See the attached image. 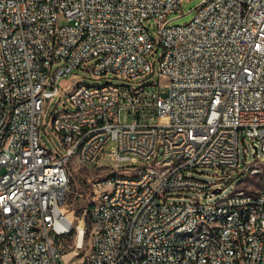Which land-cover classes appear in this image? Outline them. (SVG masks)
<instances>
[{
  "label": "built area",
  "instance_id": "obj_1",
  "mask_svg": "<svg viewBox=\"0 0 264 264\" xmlns=\"http://www.w3.org/2000/svg\"><path fill=\"white\" fill-rule=\"evenodd\" d=\"M184 1L0 0V264H264V182L260 197L240 185L264 181V0H203L171 24ZM158 46L166 90L138 80L154 75ZM76 68L109 81L63 87ZM64 94L71 107L51 122L63 153L41 129L47 100ZM112 141L113 160L140 164L99 166ZM72 161L100 171L84 234L66 208ZM206 167L234 190L213 200L219 182L191 174ZM245 199H256L249 214ZM199 222L208 230L178 240Z\"/></svg>",
  "mask_w": 264,
  "mask_h": 264
},
{
  "label": "rangeland",
  "instance_id": "obj_2",
  "mask_svg": "<svg viewBox=\"0 0 264 264\" xmlns=\"http://www.w3.org/2000/svg\"><path fill=\"white\" fill-rule=\"evenodd\" d=\"M203 0H185L182 4L181 10L174 12L169 15V18L172 19L171 24H186L193 20L195 13H196V7L199 5V3ZM148 24L150 25V30L152 36L155 38L157 37L158 33V24L154 19H151ZM163 47L158 46V49L153 50L150 55V60H156L155 63V73L154 75H150L147 78L144 79H138L140 83H152V82H158L160 80V84L163 85L162 90H166L164 85L167 83L165 80L159 78V68H160V62L159 59L162 55ZM63 63L60 61L57 64L54 65V68L61 66ZM112 76V75H110ZM109 80L107 78H96L91 73L85 71L83 68L79 69H73L68 76L67 82L63 85L70 84L72 82L78 83V82H84L87 84H104L108 82ZM111 81L122 83L124 82L122 79L119 78H112ZM163 95H165L163 93ZM62 101V102H60ZM71 107V102L69 100V96L67 94H64L62 96L56 95L52 99H48L45 107L44 112V124L41 129V134L43 137V141L50 150H57L59 152H65L66 149L63 145V140L61 138V135L57 133L53 127H52V112L55 110L56 107H59L60 109H66L67 107ZM114 146V142H110L106 146V155L103 156L100 159L99 166L101 167H127V166H135L139 165L140 163H134L130 161H115L111 158L110 154L108 153L112 147ZM248 148V159L253 160L255 158L256 150L253 145V143L250 140H246L244 143L241 142V157L244 158V148ZM259 156L261 158L264 157V153L260 151ZM203 170V173H200L198 170L192 171L191 174H193L195 177L209 181V182H219V184L215 185L214 187H220L222 188V191L217 193L216 197L213 198V200H216L218 198L223 197L224 195L232 192L235 188L234 183L232 182H226L225 177L223 175V172L220 171L217 168L214 167H206ZM69 172L71 176V191L69 200L67 203L66 208H68L72 215H76V224L77 225H88V216L86 215V211L90 209L92 203H93V188L90 181H93L98 174L100 173L99 170H96V168H88L83 166L82 164H79L75 161H72L69 163ZM232 173H235L232 171ZM236 174V173H235ZM262 179H256V178H246L243 183H240L241 186L249 187L251 190L256 191L257 188L263 185ZM198 194L196 192H185L183 193V196H185L184 200L187 201V197H196ZM180 198H175V201H180ZM74 243V241L72 240ZM89 245H88V235L85 236L84 239V245L81 249H79L78 254L75 256V260H80L83 258L85 252L87 251ZM76 247H74L73 250H75Z\"/></svg>",
  "mask_w": 264,
  "mask_h": 264
},
{
  "label": "bare ground",
  "instance_id": "obj_3",
  "mask_svg": "<svg viewBox=\"0 0 264 264\" xmlns=\"http://www.w3.org/2000/svg\"><path fill=\"white\" fill-rule=\"evenodd\" d=\"M253 197H260V189L253 191ZM256 206V199H245L241 205V214H249L250 209ZM234 214L233 206H225L222 210L218 211V218L223 220V222H230ZM82 234L85 232V226L78 225ZM208 230L207 222H199V225L193 226L191 228L178 231V240H196L199 234H202ZM224 236V227H217V232L212 235V242H220ZM81 240L83 236L81 235ZM51 264H58V256H51Z\"/></svg>",
  "mask_w": 264,
  "mask_h": 264
},
{
  "label": "water",
  "instance_id": "obj_4",
  "mask_svg": "<svg viewBox=\"0 0 264 264\" xmlns=\"http://www.w3.org/2000/svg\"><path fill=\"white\" fill-rule=\"evenodd\" d=\"M256 150H257V148H256Z\"/></svg>",
  "mask_w": 264,
  "mask_h": 264
}]
</instances>
